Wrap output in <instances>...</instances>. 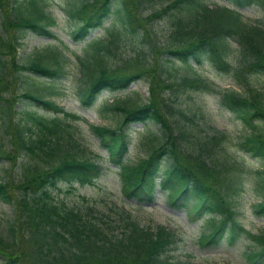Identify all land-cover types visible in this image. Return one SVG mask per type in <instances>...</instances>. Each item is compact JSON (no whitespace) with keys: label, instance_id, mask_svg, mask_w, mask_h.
<instances>
[{"label":"trees","instance_id":"obj_1","mask_svg":"<svg viewBox=\"0 0 264 264\" xmlns=\"http://www.w3.org/2000/svg\"><path fill=\"white\" fill-rule=\"evenodd\" d=\"M220 1L222 5L208 0H79L71 12L78 22L70 36L82 44V57L75 56L86 78L80 102L89 107L104 92L146 82L143 102L116 101L104 109L121 114L116 128L90 126L108 162L117 167L121 196L142 207L153 204L160 193L170 209L184 211L189 220L218 217L198 238L199 246H233L246 237L258 249L243 254L245 262L264 264V235L246 231L231 209L250 182L259 198L251 206L252 214L264 219V0ZM40 2L0 0L9 52L14 48L9 30H14L15 45L28 32L53 36ZM254 6L262 9L261 20L244 19L239 11ZM111 17L104 36L93 35ZM161 20L168 25L165 36L155 27ZM231 44L238 51L236 65L228 61ZM50 59L47 64L35 59L18 65L14 57L5 61L0 50V84L9 67L22 76L57 79L63 69L55 56ZM206 61L237 87L220 90L218 96L220 107L241 129L234 144L238 158L226 142V132L201 129L197 113L167 95L208 91L196 75V67ZM177 63L184 66L183 75ZM18 98L55 116L46 120L22 110L14 112L17 119L11 122L3 112L2 128L10 145L34 156L38 151L43 164L22 166L17 182H0V203L10 208L0 230V264H187L170 260L175 236L165 227H146L123 206L111 204L101 211L83 197L80 206L59 200V185L92 186L103 167L70 151L76 143L61 120L73 116L47 100L40 89H25ZM0 102L8 100L0 97ZM146 123L162 131V142L146 158L127 164L130 126ZM246 157L260 161L261 169L251 173L245 168ZM3 158L15 163L0 151V161Z\"/></svg>","mask_w":264,"mask_h":264},{"label":"rangeland","instance_id":"obj_2","mask_svg":"<svg viewBox=\"0 0 264 264\" xmlns=\"http://www.w3.org/2000/svg\"><path fill=\"white\" fill-rule=\"evenodd\" d=\"M78 1L41 0L40 5L51 20L48 30L53 36H40L28 32L22 40H19L20 44L15 45L11 37L14 30H9L10 35L8 37L11 38V45L14 47L10 52L7 50V43L9 42H7L6 31L2 28L0 17V50L5 61L14 57L15 63L18 65L29 64L35 59L47 64L52 61L50 58L55 56L57 63L63 69V75L57 79L49 80L31 73H24L25 76H22L18 71L8 68L4 82L0 84V97L8 100L7 104H4V101V103L0 102V151L5 155L8 153L12 159H15L13 161L15 163L12 164L4 158L0 161V182L9 180L17 182L21 175L22 166L43 164L39 159L38 155L40 153L38 151H36L37 156L23 151L16 152V149L10 145L9 136L4 133L2 128L3 112L7 115V119H11V122L17 119L14 112L22 110L34 111L46 120L53 119L54 112L36 107L30 102L20 101L18 98L25 89L30 91L40 89L47 100L54 102L65 113L73 116V118L64 117L61 120L64 125L69 126L68 131L72 134L76 143V146L70 151L78 158L87 159L103 167V174L92 186L80 187L75 184L73 188H70L65 184L59 185L58 190L55 191V196L59 200L69 205L80 206L83 203V197L86 201L97 204L101 211H104L111 204L123 206L125 209H129L142 225L152 229L158 226L165 227L175 236L174 248L169 253L170 260L173 262L181 261L187 264H247L243 254L258 249V245L249 238L243 237L233 246L223 243L216 248H202L197 243L200 235L209 232L211 221L219 220L218 217L210 216L199 220H189L186 218L184 211L170 209L160 193L157 194L156 201L153 204L142 207L136 206L133 202H126L121 196L117 167L108 162L107 152L100 147L98 139L90 132V126L116 128L122 119L121 114L105 111L104 109L116 101L143 102V99L148 96V84L140 81L132 84L125 91L104 92L92 106L83 107L81 105L80 95L86 86V78L75 56L82 57V44L73 42L70 36L78 22L71 14ZM208 1L212 5H222L220 0ZM239 12L244 19L251 22L260 21L263 15L262 9L258 6L246 8ZM113 20L114 18L111 17L104 23L103 28L96 30L93 35L104 36L105 30L110 27ZM155 27L160 33L159 35L164 34L165 36L168 25L164 21L161 20L156 23ZM237 59L238 51L235 45L231 44L228 61L232 65H236ZM176 68L181 75L185 73L184 66L177 63ZM196 69L197 77L205 81L208 91L202 93L188 91L184 94L169 91L167 95H171L172 100L176 99L175 102H180L183 107L196 112V121L201 129L206 130L211 127L226 132V142L230 149L235 152L234 156L238 158L240 153L236 151L234 144L241 129L235 119L220 107L218 96L220 90H236L234 80L228 75L216 71L208 61L196 67ZM27 81L33 86L28 87ZM43 89L46 90L43 91ZM57 116L61 115L58 114ZM34 131H37L36 128H34ZM129 138L130 142L125 161L127 164H136L146 158L153 147L162 142V131L151 123L134 124L130 126ZM261 166L260 161L246 157L245 168L251 173L261 169ZM252 185L250 182L245 185L244 191L233 201L231 209L234 217L244 226L246 231L252 235H264V219L256 218L252 214V204L259 201L258 196L254 194L255 190ZM9 215L10 208L0 203V230H2Z\"/></svg>","mask_w":264,"mask_h":264}]
</instances>
